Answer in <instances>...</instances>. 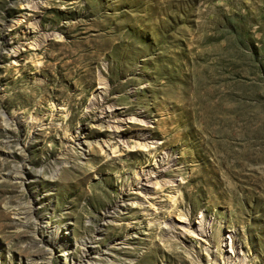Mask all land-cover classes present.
<instances>
[{
	"label": "rangeland",
	"instance_id": "rangeland-1",
	"mask_svg": "<svg viewBox=\"0 0 264 264\" xmlns=\"http://www.w3.org/2000/svg\"><path fill=\"white\" fill-rule=\"evenodd\" d=\"M89 260L264 264V0H0V264Z\"/></svg>",
	"mask_w": 264,
	"mask_h": 264
},
{
	"label": "bare ground",
	"instance_id": "bare-ground-1",
	"mask_svg": "<svg viewBox=\"0 0 264 264\" xmlns=\"http://www.w3.org/2000/svg\"><path fill=\"white\" fill-rule=\"evenodd\" d=\"M32 210H33V206L32 205H29L27 208H26V210H24V211H22V215H23V217L24 218H28V215L30 214V212H32ZM88 244V243H87ZM83 245H85V246H87L86 244H83ZM68 251V250H67ZM67 251H65V252H67ZM64 252V253H65ZM69 253V252H68ZM87 255H88V253L86 252L85 253V257H87ZM90 259V258H89ZM89 263L90 264H94L93 262H92V260H89Z\"/></svg>",
	"mask_w": 264,
	"mask_h": 264
}]
</instances>
